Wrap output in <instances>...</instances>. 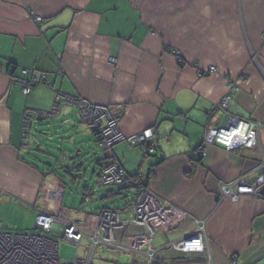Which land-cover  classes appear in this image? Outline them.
Returning <instances> with one entry per match:
<instances>
[{
  "label": "crops",
  "instance_id": "1",
  "mask_svg": "<svg viewBox=\"0 0 264 264\" xmlns=\"http://www.w3.org/2000/svg\"><path fill=\"white\" fill-rule=\"evenodd\" d=\"M0 67V203L31 207L35 219L57 215L37 206L48 176L25 158L41 148L24 141L25 113L51 112L60 95L77 97L118 111L126 136L155 130L152 156L124 143L104 156L190 215L169 231L184 226L175 242L204 222L212 264H231L233 255L240 264H264V196L254 197L264 185L261 154L220 146L200 152L206 130L226 124L217 108L233 81L228 113L262 125L264 153V0H0ZM22 70L46 75V83L23 95L14 83ZM78 123L77 109L65 105L56 118L33 122L31 134L47 130L59 141L69 131L81 148L83 139L96 144ZM97 160V187H85L84 203L101 192ZM245 176L235 187L240 200H221V187ZM109 192L110 199L122 194ZM130 206L104 208L127 219Z\"/></svg>",
  "mask_w": 264,
  "mask_h": 264
},
{
  "label": "built area",
  "instance_id": "2",
  "mask_svg": "<svg viewBox=\"0 0 264 264\" xmlns=\"http://www.w3.org/2000/svg\"><path fill=\"white\" fill-rule=\"evenodd\" d=\"M36 21L42 22V19L37 17ZM12 70H10L11 75ZM21 73L23 78L14 79V83L21 86L25 96H29L37 86L46 83V75L38 77L32 70H22ZM236 91L237 84L230 81L227 94L218 106L223 112V121L226 124L206 130L200 152L205 156L211 146L223 147L227 152L256 150L262 156L260 169L264 170V153L259 139L262 125L234 118L227 112ZM72 98L66 99L65 96L60 95L54 105V112H57L56 109L61 103H65V100L75 105L79 110L82 123L99 136L98 145L105 156H109L118 143L147 145L155 136L154 129H147L126 137L119 129L121 114L114 108L94 105L77 97ZM46 114L41 111L27 110L24 131L29 129L33 119L45 118ZM25 137L27 140V134ZM154 147L150 145L151 153H154ZM246 179L245 176L234 183L223 185L221 200L229 197L232 202L237 203L240 195L235 193V187L244 183ZM100 183L105 187L125 186L136 192L135 200L132 201L127 213V219H124L121 211L104 208L97 216L95 228L90 235H85L79 225L70 220L66 221L45 213H40L36 217L33 233L12 232L0 224V264H92L99 247L138 256L140 260L137 264H154L162 251H173L184 257L181 260H187L174 264H212L204 222L195 221L196 226L190 236L157 249L155 247L157 234L173 230L189 219L190 215L159 198L140 180L130 178L123 167L115 162L109 161L104 165ZM254 197L256 199L263 197L261 188L254 193ZM131 228L138 229L139 233L126 234ZM58 232L63 241L77 248L75 259L70 263L61 262L59 242L50 236ZM85 239L91 245L92 252L87 259H81L79 246ZM230 262L240 264L239 257L233 255Z\"/></svg>",
  "mask_w": 264,
  "mask_h": 264
},
{
  "label": "rangeland",
  "instance_id": "3",
  "mask_svg": "<svg viewBox=\"0 0 264 264\" xmlns=\"http://www.w3.org/2000/svg\"><path fill=\"white\" fill-rule=\"evenodd\" d=\"M212 69L210 72L214 73L215 69ZM65 98L73 99L71 96H65ZM65 105L76 108L79 114L78 108L65 100V103H61L56 109L57 112H54V107L51 112H45L47 113L46 117L56 118L61 114L62 108ZM78 124L79 127H83L82 124ZM25 134L26 133L24 132V141H27ZM43 134H45L46 137ZM34 140L40 143L41 148L36 147L32 149L29 151L30 155L27 153L25 158L31 160L32 163L44 173V175L48 176V184L37 201V206L39 208H46L50 211H54L57 215L60 214L57 217L61 219H67L68 217L62 213L64 210L65 212H69V218L79 225L85 235H90L101 209L104 207H111L123 211L131 205L132 201L135 200V192L131 189H124L123 186L102 187L98 185L101 188L98 189L101 190L100 195L95 194L90 202H83L85 187L91 189L97 187L96 160L98 159L99 154L101 155V152L98 147L99 151L97 150L95 147L96 144H94L93 140H91L90 145L87 147V139H83L82 146L83 148H87L83 154H80V152H82L81 149H83L80 147V140H75V134L70 133L69 131L65 135H61V138L58 141L53 139V134L51 132L40 130L38 135L35 132L31 134L30 141L33 147ZM94 154H97L96 157ZM80 166H82L81 170H72L73 168ZM109 191H118L122 194L110 199L107 198ZM35 220V213L31 207L26 208L22 204H14V202H10L9 199L0 203V224L9 231L33 233L35 230ZM183 232L184 226L178 231H172L157 236L155 244L156 248L175 242L182 236ZM52 237L59 242V255L61 262H72L75 259L77 248L64 242L63 239H61L60 234L55 233ZM91 252L92 248L88 240H83L79 246L80 258L87 259L91 255ZM166 256L172 258L167 259ZM182 258L184 257L171 251H162L160 257L156 259L154 264H174L187 261L186 259L181 260ZM139 260V257L135 255L120 253L106 247H99L96 250L92 264H137ZM214 262L216 264V259H214Z\"/></svg>",
  "mask_w": 264,
  "mask_h": 264
},
{
  "label": "trees",
  "instance_id": "4",
  "mask_svg": "<svg viewBox=\"0 0 264 264\" xmlns=\"http://www.w3.org/2000/svg\"><path fill=\"white\" fill-rule=\"evenodd\" d=\"M13 75V74H12ZM217 110H219L221 113H222V115H223V112L219 109V108H217ZM121 117V116H120ZM223 117V116H222ZM51 117H45V118H35V119H33L31 122H30V127H29V129L25 132L26 134H27V136H28V139H27V141H25L26 143H28L29 141H30V137H31V130H32V125H33V122H36V123H38V122H41V121H47L48 119H50ZM80 121H81V118H80ZM81 123H82V121H81ZM83 124V123H82ZM84 125V124H83ZM85 126V125H84ZM86 127V126H85ZM87 128V127H86ZM88 129V128H87ZM89 130V129H88ZM90 131V130H89ZM121 131V130H120ZM91 132V131H90ZM92 133V132H91ZM124 134V133H123ZM93 135H94V137H95V140H96V144H97V146H98V148H99V145H98V139H99V136L97 135V134H95V133H93ZM125 135V134H124ZM126 136V135H125ZM126 137H131V136H126ZM152 141V140H151ZM151 141H150V143H148L147 145H131V144H129L128 142H121V143H118L117 145H119V144H122V143H124V144H127V145H129L130 147H146L147 148V156H152L154 153H155V147H154V153H151L150 152V145H153L152 143H151ZM117 145H115L114 147H113V149L117 146ZM100 149V148H99ZM113 149H112V151H113ZM111 151V152H112ZM100 152H101V154L103 155V159H101L100 161H98L97 160V164H99V165H102L101 163H103V165H102V168L104 167V165L105 164H107V161L108 160H106V158H105V156H104V153H103V151L100 149ZM105 162V163H104ZM109 162V161H108ZM75 163V162H74ZM118 164V163H117ZM35 164H33V165H31V166H34ZM120 165V164H119ZM121 166V165H120ZM35 167H37L36 165H35ZM81 168H82V166H80V167H75V168H73L72 170H77V171H79V170H81ZM83 170V169H82ZM102 171V170H101ZM101 176V172H100V174H99V177ZM130 178H132V177H130ZM140 179V176H135V177H133L132 179ZM138 179V180H139ZM99 184L102 186V187H105V186H103L101 183H100V178H99ZM113 194H121L120 192H116V191H111ZM110 193V192H109ZM87 201H89V200H87ZM39 215V214H38ZM37 215V216H38ZM49 215H52V216H55V217H57V215H53V214H49ZM99 215V214H98ZM63 220H70L68 217H67V219H64V218H62ZM71 221V220H70ZM35 232V231H34ZM53 234H55V233H53ZM53 234H51L50 236L52 237V235ZM53 238V237H52ZM65 242V241H64ZM67 243V242H66ZM71 245V244H70ZM60 256V255H59ZM94 257H95V255H94ZM94 257H93V259H94Z\"/></svg>",
  "mask_w": 264,
  "mask_h": 264
},
{
  "label": "water",
  "instance_id": "5",
  "mask_svg": "<svg viewBox=\"0 0 264 264\" xmlns=\"http://www.w3.org/2000/svg\"><path fill=\"white\" fill-rule=\"evenodd\" d=\"M10 70V69H9ZM12 72H14V70H12ZM261 193L264 196V185L261 187Z\"/></svg>",
  "mask_w": 264,
  "mask_h": 264
},
{
  "label": "clouds",
  "instance_id": "6",
  "mask_svg": "<svg viewBox=\"0 0 264 264\" xmlns=\"http://www.w3.org/2000/svg\"><path fill=\"white\" fill-rule=\"evenodd\" d=\"M93 232V231H92ZM57 234H60L59 232Z\"/></svg>",
  "mask_w": 264,
  "mask_h": 264
},
{
  "label": "bare ground",
  "instance_id": "7",
  "mask_svg": "<svg viewBox=\"0 0 264 264\" xmlns=\"http://www.w3.org/2000/svg\"><path fill=\"white\" fill-rule=\"evenodd\" d=\"M58 216V215H57Z\"/></svg>",
  "mask_w": 264,
  "mask_h": 264
}]
</instances>
